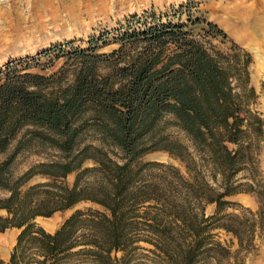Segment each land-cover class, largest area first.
<instances>
[{"label": "trees", "instance_id": "trees-1", "mask_svg": "<svg viewBox=\"0 0 264 264\" xmlns=\"http://www.w3.org/2000/svg\"><path fill=\"white\" fill-rule=\"evenodd\" d=\"M104 37L60 45L47 74L0 66V231L18 229L0 264H243L264 228L250 51L186 4ZM22 153L41 159L19 171ZM81 201L54 230L36 221Z\"/></svg>", "mask_w": 264, "mask_h": 264}, {"label": "rangeland", "instance_id": "rangeland-1", "mask_svg": "<svg viewBox=\"0 0 264 264\" xmlns=\"http://www.w3.org/2000/svg\"><path fill=\"white\" fill-rule=\"evenodd\" d=\"M180 4H186L193 17L215 22L232 40L250 51V82L257 94L256 107L264 121V0H0V66L10 60H22L31 65L30 71L50 73L65 60L64 56H54L60 45L70 50L73 46L87 47L94 38H99L101 43V37L111 38L115 29L130 16L144 12L166 13ZM114 47L116 43L108 40L99 51L107 52ZM45 49L50 51L43 53ZM259 157L264 172V136ZM144 158L165 159L166 155L155 151ZM39 159L36 154L22 153L16 165L21 171ZM73 177L74 173L68 174L67 182L71 183ZM39 180L43 177L36 175L28 184ZM250 196V204H245L241 195L231 196V199L254 209L255 198ZM88 205L89 202L81 201L51 216H38L36 221L54 230L74 209ZM212 210L213 204H207L205 211ZM17 232L16 227L0 231V254L9 255ZM219 236L227 241L230 234L220 231ZM253 241L254 248L243 254V264H264V228Z\"/></svg>", "mask_w": 264, "mask_h": 264}, {"label": "crops", "instance_id": "crops-1", "mask_svg": "<svg viewBox=\"0 0 264 264\" xmlns=\"http://www.w3.org/2000/svg\"><path fill=\"white\" fill-rule=\"evenodd\" d=\"M234 195H241L240 199L245 203V204H250L252 203V198L250 194L247 193H236ZM233 195V196H234ZM3 258L7 259V256H9L7 253L6 254H0Z\"/></svg>", "mask_w": 264, "mask_h": 264}, {"label": "bare ground", "instance_id": "bare-ground-1", "mask_svg": "<svg viewBox=\"0 0 264 264\" xmlns=\"http://www.w3.org/2000/svg\"><path fill=\"white\" fill-rule=\"evenodd\" d=\"M263 43V42H262ZM259 44H261V43H259Z\"/></svg>", "mask_w": 264, "mask_h": 264}]
</instances>
